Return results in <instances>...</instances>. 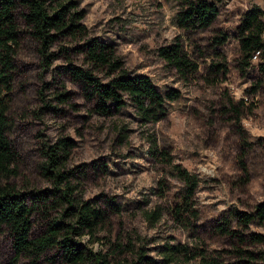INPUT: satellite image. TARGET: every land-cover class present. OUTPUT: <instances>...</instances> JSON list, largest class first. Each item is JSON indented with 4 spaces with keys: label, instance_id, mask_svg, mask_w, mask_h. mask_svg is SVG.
Instances as JSON below:
<instances>
[{
    "label": "rangeland",
    "instance_id": "obj_1",
    "mask_svg": "<svg viewBox=\"0 0 264 264\" xmlns=\"http://www.w3.org/2000/svg\"><path fill=\"white\" fill-rule=\"evenodd\" d=\"M76 1L89 36L112 43L128 71L148 74L162 92L175 89L179 96L167 100V114L157 121L144 122L130 103L101 114L66 68L70 62L91 66L72 48L78 42L58 40L45 61L21 24L8 112L17 172L9 182L21 189L52 187L42 173L46 146L69 138L67 167L74 170L76 193L107 214L95 234L81 239L111 264L139 251L153 264H166L167 244L187 248L167 264H264V242L247 237L264 234V225H241L233 216L264 201V60L242 62L237 29L246 11L264 10V0H223L212 25L189 30L177 23L178 0ZM174 43L197 63V72L181 71L160 54ZM95 73L106 79L104 71ZM179 168L196 180L192 192ZM41 216L33 217L35 231L42 229ZM119 243L123 251H115ZM13 258L11 236L0 234V264H15ZM40 264L63 262L51 249Z\"/></svg>",
    "mask_w": 264,
    "mask_h": 264
},
{
    "label": "trees",
    "instance_id": "obj_2",
    "mask_svg": "<svg viewBox=\"0 0 264 264\" xmlns=\"http://www.w3.org/2000/svg\"><path fill=\"white\" fill-rule=\"evenodd\" d=\"M178 1L181 9L177 13V23L189 30L212 25L223 0ZM84 15L76 0H0V234L11 236L15 264L23 258L28 264H40L51 249L56 250L63 264H111L106 253L95 251L81 239L85 233L95 234L105 223L107 214L92 199H83L76 193L77 184L71 179L74 170L67 167L73 140L63 137L46 146L42 173L52 181V187L21 189L9 182L17 172V152L8 134L10 92L15 56L25 31L39 43L45 61L53 55L49 51L58 40L78 42L72 48L80 52L91 66L70 62L66 68L71 78L82 84L88 99L101 114L118 112L130 103L144 122L157 121L167 114V100L179 96L175 89L162 92L148 74L131 73L124 68L112 43L88 35L81 22ZM21 24L25 25V31ZM237 29L242 62L248 65L256 52H259L258 59L264 60V10L254 6L246 11ZM159 51L179 70L198 71L197 63L191 61L179 43L161 47ZM260 66L264 71V61ZM96 70L104 71L106 79L97 75ZM152 146L155 148L156 143ZM178 171L192 192L196 180L185 169L179 168ZM182 206L183 203L179 209ZM53 211L59 212L55 218H51ZM36 214H42L43 225L39 231H35L33 217ZM233 216L241 225L255 222L264 225V201L256 204L252 211L234 210ZM221 230L236 235V230L230 227L223 226ZM247 237L254 242H264L262 233L252 232ZM118 250L123 251L121 243L115 248ZM186 250L182 245H165L164 262L175 261ZM153 263V258L139 251L135 258L121 264Z\"/></svg>",
    "mask_w": 264,
    "mask_h": 264
},
{
    "label": "built area",
    "instance_id": "obj_3",
    "mask_svg": "<svg viewBox=\"0 0 264 264\" xmlns=\"http://www.w3.org/2000/svg\"><path fill=\"white\" fill-rule=\"evenodd\" d=\"M258 54H259V52H256V53L254 54V59H258Z\"/></svg>",
    "mask_w": 264,
    "mask_h": 264
}]
</instances>
